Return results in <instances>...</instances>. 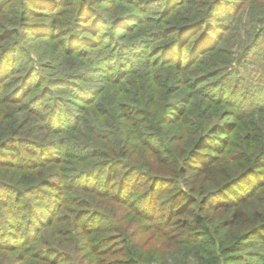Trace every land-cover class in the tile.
<instances>
[{"label": "trees", "instance_id": "1", "mask_svg": "<svg viewBox=\"0 0 264 264\" xmlns=\"http://www.w3.org/2000/svg\"><path fill=\"white\" fill-rule=\"evenodd\" d=\"M0 3L22 27L34 17L48 22L39 37L72 42L70 26L94 35L112 26L113 45L96 88L64 83L78 90L80 119L63 93L35 96L42 84L33 75L7 95L3 77L25 69L0 59V250L17 253L0 264H170L176 247L186 250L183 264L264 263V105L252 113L251 99L233 103L240 92L216 93L207 82L220 77L217 61L202 70L220 52L224 30L214 21L234 0ZM120 3L129 16L117 20L110 6ZM154 4L166 27L149 39L143 34L158 22L144 14ZM88 69L77 78L91 82ZM129 211L157 229L165 250H144L121 224Z\"/></svg>", "mask_w": 264, "mask_h": 264}, {"label": "rangeland", "instance_id": "2", "mask_svg": "<svg viewBox=\"0 0 264 264\" xmlns=\"http://www.w3.org/2000/svg\"><path fill=\"white\" fill-rule=\"evenodd\" d=\"M234 1L236 6L232 12L230 13L225 10L226 14L224 12L221 13L225 15V17L217 19L214 21L215 23L213 22L217 28H221L220 30L223 28L224 30L220 43V52L217 57L205 61L202 70L205 68L211 69L213 66L211 64L217 61V64L223 67L220 77L212 79L207 83L211 82L212 84L215 82L213 90H215L216 93L219 92V88L222 87L229 88L227 92H240L241 95L233 100V103L243 100V106H246V97L251 99L252 105L250 108H247V110L253 113L259 111L255 109L256 105L260 103L264 105V100L262 101L261 99V95L264 91V0ZM144 2L145 1H142V6H145ZM4 3H6V1ZM4 3H0V59L5 57V60H3L10 68L14 65L15 68L21 65L22 69L20 70L25 69V72L22 73V75L17 74V77L11 74L3 77L7 78L4 84L11 88L7 95H10V93L12 94L15 90L23 89L24 77L27 78L33 75V83L35 85L42 84L37 92L39 95L35 96L39 97L41 94L45 95L46 93L44 92L46 89H51L47 94L49 99L53 97L58 99L60 98V94L63 93L65 100L67 99L73 102L72 104L68 103V108L77 110V118H85L83 113H81L85 106L82 101L75 98L78 90L73 86L68 88L65 84L71 82V84H75L76 86H90L91 88H96L98 86L94 79L101 78V73H98V70L104 65L101 63V59L113 51V45L111 44L112 40H110L111 38L109 36L112 26H107L100 31L98 35H94L92 32L82 34V32H77L74 26H70L65 32L69 33L71 38H74L72 40L73 43L70 42V38H42L39 37L41 33H36V31H43L44 27L49 24L48 22L40 21V18L34 17L29 23H25V26L22 27L18 21L15 10L5 8ZM124 7L125 5L123 3L111 5L110 13H114L117 20L118 18L122 20L126 16H129L127 15L129 13L126 12ZM186 8H190V6L186 4L180 15L185 14ZM178 16V14H175L174 18L172 17V21H175L174 19H177ZM144 17L153 18L155 22H158L155 25H151L150 29H147L143 34L149 39H153L152 36L155 34L153 30L165 26V20L162 17V8L156 4L151 5V9L147 10ZM130 24L132 23L128 22V25ZM15 33L18 34L15 36L16 39L9 41L7 36H14ZM120 33V30L113 31L114 35H121ZM76 36L82 40H76ZM259 36L261 37L260 40L258 39ZM88 37L91 41L87 40ZM160 40L158 42L164 41V39L162 41ZM245 41L247 43L246 46H248V44L249 46L254 44L252 51H249L250 48L241 47L244 45ZM187 50L188 49H185V52H187ZM83 64L89 68L87 70V72H89L87 78H89L91 82L86 83L84 80L77 78L81 73V66ZM52 84L59 85L56 88H51ZM88 96L90 95L88 94ZM54 102L55 104L60 103L57 100ZM253 103L255 104L254 106ZM2 112H7V114H9L10 110ZM252 113H248V115ZM212 119L215 125L223 122V117L220 116V114ZM260 119L264 120V115H262ZM74 138L77 137L74 135ZM67 151L70 154L76 153L74 148H67ZM23 152V150L20 151V157L23 155ZM108 204L110 208L115 207L114 203ZM120 216L122 218L121 224H126L130 230L136 234L144 250L159 252L166 249L160 244V235H158L157 229L149 227L151 225L147 220L133 216L130 211L127 215L122 212ZM185 251L183 247H176L171 250L170 254H172L173 257L171 259L172 261L170 260L171 263H169L183 264L182 256ZM262 253L264 254V249H262ZM14 256H17V253L15 255L10 251L0 250V260H4L6 263L11 262ZM248 262L249 257L245 264ZM13 264L17 263L13 262ZM248 264L252 263L249 262ZM255 264L264 263L257 262Z\"/></svg>", "mask_w": 264, "mask_h": 264}]
</instances>
